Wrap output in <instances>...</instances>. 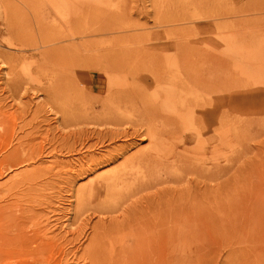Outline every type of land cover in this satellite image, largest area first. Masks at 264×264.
<instances>
[{
    "label": "rangeland",
    "instance_id": "1",
    "mask_svg": "<svg viewBox=\"0 0 264 264\" xmlns=\"http://www.w3.org/2000/svg\"><path fill=\"white\" fill-rule=\"evenodd\" d=\"M44 1L0 0V162L32 131L40 154L0 176V264H264V0H92L113 27L96 35L78 0ZM204 63L220 65L217 95L195 78ZM115 90L132 100L108 111ZM215 104L219 122L200 109ZM23 168L43 171L33 191ZM213 201L215 224L179 219Z\"/></svg>",
    "mask_w": 264,
    "mask_h": 264
},
{
    "label": "bare ground",
    "instance_id": "2",
    "mask_svg": "<svg viewBox=\"0 0 264 264\" xmlns=\"http://www.w3.org/2000/svg\"><path fill=\"white\" fill-rule=\"evenodd\" d=\"M44 1V0H43ZM75 1V0H74ZM90 1H92V0H78L76 3H74L73 5V13H74V15L77 17V19L79 20V22H80V24H81V26H82V31L85 33V34H94V35H96V33H103L105 30H111V29H113V27H110L111 25H109V27L110 28H106V27H103L102 25L103 24H101V23H99V18H96V17H94L95 16V13H94V11H93V9H86V6L88 5L87 4V2H90ZM39 2V1H38ZM45 2V1H44ZM43 2V3H44ZM42 3V4H43ZM90 4V3H89ZM39 5H41V4H39ZM67 6V5H66ZM88 7V6H87ZM41 9V8H40ZM70 9V8H69ZM71 9H72V7H71ZM70 9V10H71ZM71 12H72V10H71ZM68 13V12H67ZM71 16V15H70ZM98 16V15H97ZM103 18V17H102ZM107 25V26H108ZM103 27V28H102ZM88 29H89V31H88ZM114 29L116 30V29H122V28H120V27H114ZM112 31V30H111ZM73 32V31H72ZM72 37V36H71ZM98 50V49H97ZM118 53V52H117ZM115 55V54H114ZM113 55V53H111V52H106V53H102V54H97L96 56H95V59H97V60H100L101 62L102 61H107L108 59H111V57L112 56H114ZM121 55V54H120ZM91 56V55H90ZM206 56V55H205ZM89 57V56H88ZM118 57V56H117ZM189 57V56H188ZM214 55H210L209 56V59H213L214 60V62H215V59H217V58H215L214 59ZM185 58V57H184ZM115 59V58H114ZM116 60H117V58H116ZM122 59H120V60H118V61H121ZM114 61V60H113ZM210 61V60H209ZM219 61V60H218ZM117 62V61H116ZM122 62V61H121ZM186 62V61H185ZM216 62H217V60H216ZM119 63V62H118ZM207 64V63H206ZM205 63L204 64H202V65H200L199 67H198V70H197V73H198V71H201V73L198 75V77H195L196 78V80L198 81V83L201 85V87L203 88V90H209V92H213V91H215V95H217L218 94V92H219V82H220V77H221V69H220V65L219 64H216L215 63V65H214V69H215V72L208 66V65H206ZM102 65V64H101ZM101 65H98V66H101ZM186 65V64H185ZM103 66V65H102ZM104 67V66H103ZM102 67V68H103ZM110 67V66H109ZM121 69V68H120ZM124 70H125V68H123ZM102 70V69H101ZM104 70H106V69H104ZM110 70V68L107 70V71H109ZM111 70H112V68H111ZM110 70V71H111ZM116 70V69H115ZM124 70H122V72L124 71ZM121 71V70H120ZM108 74V73H107ZM123 75H124V73H123ZM133 77V76H132ZM155 79H156V77H155ZM114 81V80H113ZM116 81V80H115ZM112 82V81H111ZM132 82H134V81H132ZM157 83H160V80L159 81H157ZM134 84L132 83V86H133ZM42 87V86H41ZM213 88H214V90H213ZM110 89H111V87H109L108 89H107V91L106 92H110ZM133 91L134 92H132V98L133 99H135L136 97L137 98H143V100H146V97L143 95V90H142V88L141 89H139V88H135L134 86H133ZM104 91V90H103ZM105 92V93H106ZM101 93V92H100ZM100 97V96H99ZM125 100H132V99H124L123 98V94L121 93V92H118L117 90H115L114 92L112 91L111 92V94H110V97H108L107 98V100H103V101H100L99 100V103L102 105V107H104V108H106L108 111H112V110H115V108H118L119 106H122V105H120V103L121 102H123V101H125ZM217 102H218V100H217ZM219 103V102H218ZM159 105L160 106H162V107H165V109L167 108V107H169V106H171V103H170V101L169 100H164L163 102H161V103H159ZM201 109V111H202V113H203V116H205V117H207V119H208V117L210 116V114H212V116H214L213 118L215 119V122H219V119H220V115H219V113H218V111H219V108H218V106L215 104L214 105V107L210 110L211 111V113H208V111L206 110L207 108H205V107H203V108H200ZM187 112H188V110H187ZM208 113V114H207ZM199 114H200V112H199ZM210 118V117H209ZM212 119V118H211ZM213 120V119H212ZM207 121V120H206ZM206 126V125H205ZM184 131H186V130H184ZM196 131V130H195ZM194 131V132H195ZM37 131H32V132H29V133H26V135L25 136H23V137H21L20 139H18L17 141H19V142H17V145L15 144L14 146H13V148H12V150H11V152H9L8 153V155H7V157L5 158L6 160H5V162H4V160L3 161H1L0 162V176H2L6 171H8V169L9 168H13V169H18L19 167H23L24 165H26L29 161H31L32 162V160L36 157V155L35 154H37L36 153V147H34V143L33 144H30L29 142H31L32 141V139H34V133H36ZM150 132V131H149ZM157 132V131H156ZM155 132V133H156ZM152 134V133H151ZM159 135H161V134H159ZM203 135V134H202ZM45 137V136H44ZM152 137V136H151ZM14 138V137H13ZM18 138V137H17ZM16 138V139H17ZM157 138V137H156ZM180 138H181V135H180ZM183 139V141L184 142H186V141H190V140H192V136L190 137V135H185V137H183L182 138ZM30 140V141H29ZM158 140V139H157ZM217 140V139H216ZM9 143L11 144V140L9 141ZM9 144V146H8V148H7V150L9 151V149L12 147V144L10 145ZM220 141L219 140H217V144H216V146H214L215 147V149L218 151L219 150V148H220ZM7 150H5V151H7ZM54 150V149H53ZM4 151V150H3ZM7 151V152H8ZM38 151V150H37ZM43 150H42V148H41V150L39 151V152H42ZM180 153V152H179ZM4 154H6V153H4ZM39 154V153H38ZM172 154H173V156L175 155L174 154V152H172ZM40 155V154H39ZM44 155H45V153H44ZM177 155V154H176ZM208 156V155H207ZM204 158V157H203ZM36 159H38V158H36ZM218 159H219V156L217 155V162L215 163L216 164V167L218 168ZM34 162H35V159L33 160ZM218 165V166H217ZM33 167V166H32ZM36 168H38V167H36ZM32 169V170H27V168L26 169H22L21 171H17V172H14V173H16V174H14V178H16L15 180H17V179H24V181H25V184H28V183H26V181H29V186H28V188H26V186H24L26 189H30L31 191H33L32 189H34V188H32V187H30L32 184H31V182L33 181V182H35L36 183V181H34L36 178H39V176H37V174L39 175L40 174V171H41V169ZM40 168V167H39ZM42 168V167H41ZM220 168V167H219ZM5 171H4V170ZM29 169V168H28ZM43 169H45V167L43 168ZM3 170V171H2ZM209 170V169H208ZM41 172H43V171H41ZM218 172V171H217ZM35 173H37L36 174V176H35ZM43 174V173H42ZM44 176V175H43ZM11 178V177H10ZM118 179H120V178H118ZM117 180V178H115V177H111V178H109V179H106V180H104V181H106L105 182V185L104 186H102V187H104L105 189L107 188H109L110 186H111V184L114 182V181H116ZM6 181V180H5ZM4 181V182H5ZM8 181H10V180H8ZM18 181V180H17ZM23 181V182H24ZM3 182V183H4ZM32 182V183H33ZM13 183H15V182H13ZM18 184H20L19 183V181L17 182ZM17 183H15V185L17 184ZM11 185H12V183H10ZM16 185L15 186V188L17 187V186H19V185ZM5 185V184H4ZM103 185V184H102ZM6 186H8V185H6ZM1 187H3V186H1ZM12 187H13V185H12ZM20 187V186H19ZM41 187V186H40ZM5 188H7V187H5ZM18 188V187H17ZM21 188V187H20ZM32 188V189H31ZM39 188V187H38ZM11 190L13 189V188H10ZM21 190H22V188H21ZM25 190V189H24ZM20 191V190H19ZM19 191H15L17 194H18V192ZM37 191V190H36ZM36 191H34V192H36ZM95 190H94V188H91L90 189V192L91 193H95L94 192ZM11 191H9V193H10ZM21 192V191H20ZM19 192V193H20ZM28 192H30V191H28ZM14 192H12V194L11 195H13L14 196V194H13ZM32 193V192H31ZM21 194V193H20ZM23 194V193H22ZM25 194V193H24ZM28 194V193H27ZM16 195V194H15ZM218 195V194H217ZM216 195V196H217ZM17 196V195H16ZM15 197V196H14ZM216 198H220V196H217ZM201 200H203V199H201ZM215 200V199H214ZM221 201V200H220ZM203 202H205V201H203ZM214 202V201H213ZM215 202H219V201H215ZM214 202V203H215ZM202 203V202H201ZM210 203V202H209ZM200 204V203H199ZM206 205H208L207 203H205ZM221 205H222V202H220V203H215V209L213 208V207H210V206H207L208 208H210V209H203L204 207H205V205H204V207L203 208H201V205L199 206V207H197V209H198V212H197V214H194V216L192 215V213H190V211H189V207H186L184 210L182 209V211L183 212H185V213H182V216L179 218V219H183V221H193V222H195V223H198V224H203V225H206V224H215V222L217 221V220H219L220 219V216H221ZM20 206V205H19ZM211 208H213L212 209V213H210L211 212ZM169 210V209H168ZM167 210V211H168ZM174 210V211H173ZM172 211V212H171ZM171 211H169L171 214H169V215H172L173 214V216H176V217H179L177 214V212L179 211V210H176V209H174L173 207H172V210ZM8 213V212H7ZM10 213V212H9ZM164 213V212H163ZM167 213V212H166ZM1 215V214H0ZM23 216V215H22ZM172 216V217H173ZM28 217V216H27ZM176 217H173L174 219L173 220H175L176 219ZM31 218V217H30ZM29 218V219H30ZM12 219V218H11ZM170 219H171V217H170ZM178 219V218H177ZM20 220V218L18 219V221ZM23 220V219H22ZM162 220H164L165 221V219H162ZM150 221H152V220H150ZM172 221V220H171ZM177 221V220H176ZM166 222V221H165ZM168 222V221H167ZM170 222V221H169ZM23 223V222H22ZM156 223V222H155ZM171 223V222H170ZM16 224V223H15ZM20 224H21V222H20ZM157 224V223H156ZM37 226V225H36ZM171 227V226H170ZM11 229V228H10ZM9 229V230H10ZM32 229V228H31ZM165 229H167V228H165ZM6 230V229H5ZM21 231L23 230V229H20ZM37 230V229H36ZM45 230V229H44ZM0 231H1V229H0ZM24 231V230H23ZM31 231V230H30ZM33 231V230H32ZM160 231V230H159ZM20 232V231H19ZM19 232H17V233H19ZM35 232V231H34ZM157 232V231H156ZM1 233H3V232H1ZM0 233V234H1ZM44 233V232H43ZM47 233V232H46ZM46 233H44V234H46ZM158 233V232H157ZM37 234V233H36ZM3 235V234H2ZM15 235H18V234H15ZM160 235L162 236V233H160ZM24 235H22V236H17L16 238H19V239H21L22 237H23ZM32 236H34V234L32 235ZM36 236V235H35ZM42 236H44L43 234L40 236L41 237V240H42ZM159 237V236H158ZM164 237V236H163ZM44 238H46V236H44ZM23 239V238H22ZM39 240V237L37 238V237H29V238H27L26 236L24 237V239L23 240H21L20 241V245L22 246V245H37L38 247H40V250L41 249H44L43 247L45 246V244L46 243H41V242H37V243H35L36 242V240ZM48 239V238H47ZM160 239H162V238H160ZM158 241V240H157ZM19 242V241H18ZM165 242V241H164ZM158 243V242H157ZM161 243H163V241L161 242ZM166 243V242H165ZM160 244V243H159ZM56 245V244H55ZM164 245V244H163ZM160 247H161V245H160ZM59 249V248H58ZM161 249V248H160ZM47 250V249H46ZM45 250V251H46ZM60 250H61V248H60ZM159 250V249H158ZM162 250V252H160L159 251V263H160V261H162L163 260V257L165 256V249H161ZM152 251H153V248H152ZM164 252V253H163ZM67 252H65V251H59L58 250V252L56 251V254L57 255H59V256H61V255H65ZM138 253V252H137ZM162 253V254H161ZM167 253V252H166ZM41 254H45V252H43V251H41L40 252V255ZM54 254H55V252H54ZM145 254V253H144ZM144 254H142V255H144ZM133 255V254H132ZM139 255V254H138ZM146 255V254H145ZM56 256V255H55ZM66 256V255H65ZM61 258V257H60ZM138 259V258H137ZM140 259V258H139ZM143 259H144V257H143ZM150 259V258H149ZM157 259H158V257H157ZM230 259V258H229ZM233 260L235 261V259L233 258ZM232 260V258H231V260H228V261H226L225 262V264H248V259H247V261H241V260H237L236 262H234ZM245 260V259H244ZM132 261V260H131ZM130 261V262H131ZM155 261V260H154ZM250 261V260H249ZM42 262V261H41ZM134 262V261H133ZM135 262H136V259H135ZM147 262V261H146ZM234 262V263H233ZM259 262V261H258ZM143 263V262H142ZM141 263V264H142ZM149 263V262H148ZM253 263H255V262H253ZM252 263V264H253ZM261 263V262H260ZM27 264V263H26ZM132 264V263H131ZM147 264V263H146ZM150 264V263H149ZM258 264V263H257Z\"/></svg>",
    "mask_w": 264,
    "mask_h": 264
}]
</instances>
